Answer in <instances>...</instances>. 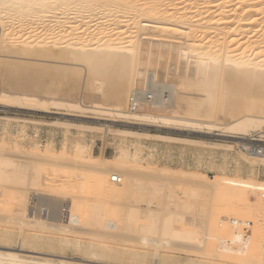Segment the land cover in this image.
<instances>
[{"label":"bare ground","instance_id":"bare-ground-1","mask_svg":"<svg viewBox=\"0 0 264 264\" xmlns=\"http://www.w3.org/2000/svg\"><path fill=\"white\" fill-rule=\"evenodd\" d=\"M0 51V55L4 54V57H0L2 59L13 55L31 60L39 59L40 62L56 60L61 65H79L87 68V77L83 78L80 84L84 90H81L77 88L79 71L76 72V68L66 71L42 66L36 70V64L35 68L34 65H29L30 68L23 72H16V77L14 73L10 74L13 75V78H10L14 81L22 77L24 79L25 76L31 80H28L30 82L27 85L26 78L24 85L15 81L12 88H8L13 89L10 90L11 94L0 92L1 107H13L12 105L16 104L31 106L35 97L28 93H31L32 89L40 90L36 87L40 85H34L37 84L36 81L32 83L33 79L49 82L46 90H42L45 91V97L42 96L44 98L40 101L42 108L50 104L77 109L80 106L79 101L76 102L77 98L83 99L89 92L91 94L88 96L96 102L100 99L99 94L104 92L102 90L108 89L109 93H104L102 99L110 108L102 107L103 103L100 107L92 106L94 113L136 118L157 128L170 125L184 129L192 127L200 131L218 129L228 132L235 135L232 138L236 140L238 149L236 156L231 159L238 165L264 168V154H248L247 148L251 146L242 143L244 138L241 137L255 131L264 134V97L261 96L264 95V0H0ZM9 65L6 66L10 67ZM190 65H193L194 69L191 68L192 72L189 74L187 68ZM168 66L176 69L178 82H168L167 74L162 71L163 67ZM149 68H152V71ZM68 75L71 76L70 80L64 88L58 89L56 80ZM110 77H114L113 83L105 86ZM98 82L100 84H97ZM88 83L90 86H86ZM182 88L185 92L188 91L189 96L179 93ZM200 94L203 97L195 100V96L199 97ZM219 118L224 120L220 121L221 125L215 122V119ZM103 131L112 133L109 128ZM116 133L181 143L194 142L125 130ZM249 141L264 143L262 139ZM206 145L230 151L234 143L232 146L210 143ZM18 146L13 149L15 152ZM74 148L71 157L61 154L57 156L54 153L53 155L48 151L34 154L33 151L30 154H33L34 161L25 159L21 164H16L26 176H18L15 179L7 177V170H3V167L12 166L7 159L9 160L14 151H1L3 154H0V184L8 180L10 182L11 179L19 181V178H22L19 182L23 187L12 189L20 196L16 198V193L10 192V188L0 186L5 191H0V197L4 198L5 194L12 193L9 194L10 199L9 195L6 198L9 203H15L13 206L16 210L19 209L15 212V208L8 203L15 215L9 214L10 218L0 217V222H9L12 225L15 223L16 227L19 226L18 239L23 244L43 239V235H58L56 238L49 237V246L81 250L88 259H81L76 263L73 258L25 251L22 249L24 245L15 251L10 249V246H1L0 264H106L102 261L105 257L134 262H145L150 258L151 264H162L168 259L166 255L174 251L191 256L200 254L192 243L187 245L181 242L192 239L194 233L174 230L172 224L175 219L168 216L172 212L165 211L166 203L155 204L153 201L161 197L158 190L153 193H135L133 203L123 204L119 198L121 200L123 195L133 193V188L139 184L134 171L131 169L122 172L115 168L116 164L107 166L102 160L97 161L91 150L86 152L85 146L80 144H75ZM122 151L127 166H133L129 162L136 160H132L131 151L125 147ZM27 157L31 158L30 155ZM132 166L130 167L134 168ZM44 167L82 171L86 174L81 176L85 180L87 177H93L90 178V190H94L93 194L101 196L104 201L102 199V202L95 206L85 204L82 197L89 189L87 185L90 182L79 185L75 182L72 186L68 178L66 182H61H68L66 185L69 184L70 187L63 184H60L62 188L57 184L55 186L62 190V194L71 192L79 195H69L72 198L64 205L65 213L61 219L52 218L51 221H46L31 216V213L24 218L19 216L24 215V205L30 195L44 196L57 190L53 181L44 177ZM158 174L149 180L152 183L167 184L172 182L175 172L164 170ZM182 175L189 176L188 173ZM112 177L119 178V183L111 184ZM194 178L206 188L211 186V192L203 194V198L212 201L219 199L228 190L229 184H233L228 178H218L211 184L204 175L197 174ZM69 181L72 182V179ZM242 184L238 181L234 185L236 187ZM14 199H20L21 203L16 204ZM261 201L264 206L262 195ZM240 202L245 203L244 200ZM6 203L2 204V200L0 201L1 210L4 209L1 206ZM139 203H143V210H140ZM19 204L23 205V209ZM245 208L250 209L249 206ZM183 216L179 215L178 219L182 220ZM229 218L228 216V223L231 222ZM225 221L224 219V225H227ZM30 229L33 232L31 240L25 236ZM258 233V247L252 259L250 258V264H264V217ZM173 236L179 242H171L169 238ZM122 243H131L135 248L116 251L115 246ZM227 243L225 242L226 245Z\"/></svg>","mask_w":264,"mask_h":264},{"label":"rangeland","instance_id":"rangeland-1","mask_svg":"<svg viewBox=\"0 0 264 264\" xmlns=\"http://www.w3.org/2000/svg\"><path fill=\"white\" fill-rule=\"evenodd\" d=\"M21 35H23V33ZM2 55H0V57H4V54ZM7 56L8 57H5L3 59L0 58V92L11 94V91H13V89L8 88H12V86L15 84V81H19L18 83L20 85H24L25 82L23 81L27 79V83L25 84L27 85L28 82H30L28 80H31L28 79V77L26 78L25 76L24 79H22V77L20 80L16 79L14 81V79H12L13 75L10 74L14 73V77H16V72L18 74L19 72H23L26 68H30L29 65H34L33 68H35V64L38 68L36 70L41 69L42 66H49L48 68H60L61 70L66 71L68 69L71 70V68H76L75 71H79L77 73V88L84 90V88H82L80 84L82 80L86 79L87 77V68H83L82 66L80 67L79 65H73L72 67L69 64L61 65L56 60L50 62L48 60L46 62H40L39 59L31 60L21 58L20 56ZM9 63L14 65L11 66L9 65ZM6 65H9L10 67ZM4 68L6 69L4 70ZM191 68L193 70L194 66L190 65L189 68H187V73L190 74L192 72ZM149 69H151L150 71H152V68ZM162 71L165 75L167 74L169 83H174L175 81L178 82L177 76L175 74V68L169 66L163 67ZM6 76L8 77V79L5 78ZM10 76L12 78H10ZM80 77H82V79ZM70 78L71 76L68 75L67 77L56 80L57 82H55L57 84L55 82L54 83L57 85L58 89H62L64 88V85L70 80ZM43 80L44 79H33L32 83L36 81L37 84L34 83V85H40L36 86L37 88H40L41 91L44 90V88L46 90V85L49 82L47 80ZM106 81L107 83L105 86H107V84L110 85L111 83H113L114 77H110V79L108 78ZM97 84L100 83L98 82ZM6 85L11 87H8ZM86 86H90V84L88 83ZM5 87L7 89H4ZM40 90L32 89L31 93H28L30 95L33 94L31 97H35L31 106H29L30 104H24L21 106H18L16 104L12 105L13 107H1L0 105V152L4 150L5 152H3L6 153L7 151H10V149L13 152V149L17 148V144H19L16 151L17 153L14 151L12 155L10 154L11 157L9 158V160L7 159V161L11 163L12 166H7V168L3 167V170L5 169L4 171L7 170L6 173L8 172V174L6 175L7 177H14L15 179V177L18 176H26L25 174H23L22 169H20L16 164H21V162L25 161V159L26 161H34V156H32L33 154H30L33 153V151H35L34 154L36 152L38 154H43V152L48 151L50 152V154L54 153L57 156H60L61 154L67 157H71L73 156V149H75V144H80L81 146H85L86 152H88L90 149L92 156L97 161L102 160L103 164L106 163L107 166H109V164H116L115 168L122 172H126L131 169L134 171L136 178L139 180V184L133 188V193L130 194L129 192L128 196L123 195L122 197L124 198L121 197V200L119 198V201H123V204L128 203L130 205L135 200V193H153L155 190H158L161 197L155 198L153 201L155 202V204L166 203L165 211L172 212V214L168 216H171L173 219H175L174 223L172 224V228L178 231H188L189 233H194L192 239H186L181 242L183 244L187 243V245L189 243H192V245L195 246L200 252L198 256H191V254L185 255L184 252L181 253L180 251H174L172 252V254L170 253L166 255V258L168 259L167 261L162 262V264H250V261L252 259L251 257L258 247L257 236L259 235V228L261 227V223L264 217V206L261 201V195L264 193V168L258 166L251 168L246 165H238L231 159L232 157L236 156L238 151L237 145H235L236 140L232 138L235 135L220 131L218 129L200 131L192 127H187V129H184L182 127H174L170 125L157 128L151 127L150 125L136 118H125L123 116L119 117L116 115L111 116V114L109 115V113L108 115L94 113L95 111H92L94 110V107H98L102 103V107H104L105 109L110 108L106 106L107 104L105 105L102 99L104 93H109L108 89H105L106 91L102 90L104 92L99 94L100 99L96 102L94 100H91V98L88 96L91 94L89 92L85 94L83 99L77 98L76 102L79 101L80 103V106L77 107V109L76 107L68 108L50 104L45 108H42L40 106V104H42L40 101L45 97V91L41 92ZM180 91L181 92L179 93L181 95L189 96L188 91L185 92L186 90H184L183 88ZM261 96L264 97V95ZM196 97L198 96H195V100H200L203 96H199L198 99ZM87 108L89 110H86ZM220 121L224 120L222 118L215 119V122L219 123L218 125H221L222 122ZM64 123H66L67 125H61ZM106 128H109L112 133H104L103 130H105ZM120 130L138 134H153L161 135L163 137L188 139L194 142L181 143V141H169L147 137H134L131 135L123 136L116 133V131ZM262 131H264V125L262 126ZM261 135L264 136V134H258V131L252 132L250 135H242L241 137L244 138L242 143H246V145H249L250 142L260 143L258 141L249 140L262 139L264 141L263 136L259 137ZM205 143L215 144L219 146H232L233 143L234 145L233 148L229 151L225 148L212 147L206 145ZM131 145L133 146L131 147ZM138 146H140V148ZM124 147L131 151L130 153L133 157L132 160H136L133 162H129V164H133L134 168L130 167L132 165L127 166L128 163L125 160V156L122 151ZM3 152H1L0 154H3ZM18 153L20 155H18ZM28 155H30L31 158L27 157ZM10 160L15 163L12 164ZM164 170H172L173 172H175L172 182L161 184L158 182L152 183L149 180L151 178L157 177L159 175L158 173ZM43 172L46 175L44 177L50 179L51 182L53 181L54 186L57 184V186L59 187L63 185L65 186L68 182H70L72 186L75 185V182L77 185L83 183L88 184V182H90V184L87 185V187H89V185H91L92 183V181L90 180L93 178L85 177V180L84 177H81L83 174H85L82 171L73 169L67 171L66 169H63L61 167L49 169L48 167H44ZM186 173H188L189 176L182 175ZM197 174L206 176L209 179V181L207 180V182L210 184L214 183L218 178H228L229 180H231V182L233 181V184H229L227 188L228 190H226V192H224V194L221 195L219 199L215 201L207 198L204 199L203 194L207 195V193L211 192L212 188L210 185H208V187L206 188V186H204L203 184H199L194 178V175ZM68 178L69 180L72 179V182L69 181ZM21 179L22 178H19V181ZM66 180H68V182L66 184H63L62 182H66ZM11 181H13V179H11ZM11 181L9 182L8 180L7 182L0 184V186L8 189L10 188V192H13V188L15 190L16 188L20 189L23 187L21 185V182L14 180L15 182L13 181L14 183H11ZM238 181L243 184L235 187ZM111 184L113 183L111 182ZM57 186H55L57 190L51 191L53 192L52 194H45L46 196H41L42 194L30 195L27 199L26 205H24L26 206L24 211L26 214L24 213V215L21 214L19 216H23L24 218L26 215L31 213V216L36 218H43L46 221H51L52 218L61 219V217L65 213L64 205L67 204L72 198L70 196H73L72 194H74L78 197L79 194L77 195V193L75 194L71 192L66 194L65 192L64 194L66 196H64V194H62L61 192L62 190ZM66 186H69V184ZM88 190H90V187ZM88 190L83 194L85 197H82L84 199L83 202H86L85 204H91L90 206H95L98 205V203L102 202L103 198L101 196L96 195V199V196L93 194L94 190H90V192H88ZM0 191L1 193L2 191L5 192L4 190H2V187H0ZM56 191L57 193H55ZM74 191L75 190L73 189L72 192ZM10 192H7L8 194H5L6 196L4 198H2L3 196L0 197V201L2 200V204L7 202V205L10 202L9 199L11 198L10 195L12 194ZM15 193L17 195V192ZM7 195H9V199L6 198ZM18 196L19 195H17L16 198H18ZM165 197H171V199H167ZM5 199H8V201H6ZM99 199L101 200L98 201ZM240 200H244L245 203L240 202ZM16 201V204H18V202L21 203L20 199H17ZM14 204L9 203L10 206H13ZM6 205H4L5 207L1 206L4 209H0V217L2 218H10L11 215L9 214L15 215L14 212H11L12 206L8 207L9 205ZM20 205L21 204H19V206ZM22 206L23 205H21L20 207ZM138 206H140V210H143L145 208L143 203H139ZM154 206L155 205H153V207ZM245 206H249L250 209L247 210ZM22 209L21 212H23ZM8 210L10 211L8 212ZM17 210L15 208L14 211L17 212ZM21 212L18 211V213ZM181 214H183L184 216L182 220H179L178 216ZM31 216L30 218H32ZM228 216L230 217L229 220L231 221L229 223L227 222ZM224 219L226 220L225 222H227V225H224ZM2 223L0 222V247L4 246L8 248L10 246L9 248L15 251V249L19 250L20 247L24 245L22 249L25 251L29 250L38 254L45 253L48 255L53 254L66 258H73L74 262L76 263L80 262L79 260L81 259H88L81 250H76L70 247L61 249L54 245H52L53 247L49 246L48 243H50L51 241L49 237L56 238V236L58 235H43L45 237L43 239L35 240L36 242L34 243L26 242V244H23L19 242L18 239V233L20 231L18 228L19 226L16 227L15 223L14 225L9 222ZM6 223L7 225L9 224L10 227L5 225ZM29 231L25 233L24 230V233L26 234L25 236L31 240V238L33 239V232L31 229ZM175 233L178 234L177 232ZM5 234L8 236V238ZM230 236H233V238L231 237V239ZM84 239L85 238H83V240ZM169 240L171 242H179V240L175 236L169 238ZM86 241L87 240L85 239V242ZM225 242H228L227 245L225 244ZM122 244H117L118 247L114 245L115 248H117L116 251H129L131 250V248L132 250H134L133 248H135L134 246L132 247L130 245L131 243H125V245ZM75 251L78 254H76ZM102 261L106 264H151L150 258L145 262H134L126 259L120 260L114 259L112 257H105L102 259ZM159 264H161V262Z\"/></svg>","mask_w":264,"mask_h":264},{"label":"built area","instance_id":"built-area-1","mask_svg":"<svg viewBox=\"0 0 264 264\" xmlns=\"http://www.w3.org/2000/svg\"><path fill=\"white\" fill-rule=\"evenodd\" d=\"M249 146L251 147L247 148L248 154H257V155L264 154V144L250 142ZM119 181H120L119 178L116 177L111 178L112 183H119ZM262 198L264 199V193L262 194Z\"/></svg>","mask_w":264,"mask_h":264}]
</instances>
